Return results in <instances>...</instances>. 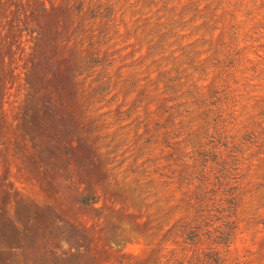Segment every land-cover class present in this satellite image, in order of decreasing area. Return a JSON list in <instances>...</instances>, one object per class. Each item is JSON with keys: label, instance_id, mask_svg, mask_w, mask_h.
Wrapping results in <instances>:
<instances>
[{"label": "rangeland", "instance_id": "1", "mask_svg": "<svg viewBox=\"0 0 264 264\" xmlns=\"http://www.w3.org/2000/svg\"><path fill=\"white\" fill-rule=\"evenodd\" d=\"M211 254L264 264V0H0V264Z\"/></svg>", "mask_w": 264, "mask_h": 264}, {"label": "trees", "instance_id": "2", "mask_svg": "<svg viewBox=\"0 0 264 264\" xmlns=\"http://www.w3.org/2000/svg\"><path fill=\"white\" fill-rule=\"evenodd\" d=\"M54 118H57V114L54 113L53 115ZM57 123L55 125L51 124L52 121H45L44 128H43V133L38 134V136H41L42 141H45L46 144L50 145L53 147L55 150L67 154L68 149L63 147V143L65 140L68 138L69 133L71 132L70 127L67 125V122L65 121L64 118L61 119H56ZM34 132V131H33ZM46 132L49 133V135H46ZM80 203L82 204H90L96 202L93 196L90 194H87L85 196H82L79 200ZM210 259L213 262V264L218 262V258L216 257L215 254L210 255Z\"/></svg>", "mask_w": 264, "mask_h": 264}]
</instances>
